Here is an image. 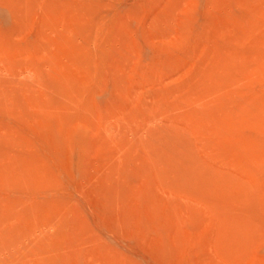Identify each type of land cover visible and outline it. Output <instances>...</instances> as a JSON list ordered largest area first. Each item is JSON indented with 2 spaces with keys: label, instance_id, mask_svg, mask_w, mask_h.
<instances>
[{
  "label": "rangeland",
  "instance_id": "374dc122",
  "mask_svg": "<svg viewBox=\"0 0 264 264\" xmlns=\"http://www.w3.org/2000/svg\"><path fill=\"white\" fill-rule=\"evenodd\" d=\"M0 7V264H264V0Z\"/></svg>",
  "mask_w": 264,
  "mask_h": 264
},
{
  "label": "bare ground",
  "instance_id": "6f19581e",
  "mask_svg": "<svg viewBox=\"0 0 264 264\" xmlns=\"http://www.w3.org/2000/svg\"><path fill=\"white\" fill-rule=\"evenodd\" d=\"M6 2H7V0H6ZM12 2V1H11ZM11 2H10V4H11ZM14 3H17V2H14L13 1V3L11 4V5H13V6H9V2L8 3H6L7 5V8H8V6L10 7V9H8V10H10V11H13V12H9L10 13V15H12L13 16V14L12 13H14V8H16L15 10H18V11H20L21 9H19V8H23L24 9V7L26 8V6L25 5H27V8H28V2L26 3V1L25 2H23L22 4H25V5H23V6H21V5H19L18 7V9H17V7L16 6H14ZM20 3H21V1H20ZM2 5H3V7H5L4 5H5V1H4V3L2 2L1 3ZM19 3H17L16 5H18ZM21 6V7H20ZM2 7V6H1ZM0 7V8H1ZM11 8H13V9H11ZM4 9V8H3ZM23 9H22V11H23ZM29 9H31V8H29ZM27 10V9H26ZM2 11H7V10H0V12H2ZM18 11H16L17 13H18ZM25 11V10H24ZM30 11V10H29ZM16 12L14 13L15 14V17L16 16H18V15H20L21 13H19V14H17L16 15ZM48 12V11H47ZM51 12V11H50ZM8 13V14H9ZM24 13V12H23ZM25 14H26V12H25ZM27 16L28 15H30V12H28V14H26ZM26 15H24V16H26ZM43 15V14H42ZM11 16V17H12ZM22 16H23V14H22ZM22 16H21V18H22ZM63 16V15H62ZM19 17V16H18ZM18 17L17 18H14V17H12V19H16L17 21H18ZM64 17V16H63ZM20 18V17H19ZM20 18V19H21ZM43 17H41V19H42ZM19 19V20H20ZM16 20H15V22H16ZM22 22V21H21ZM14 23V22H13ZM16 23H18V22H16ZM57 25V24H56ZM54 26V25H53ZM17 27V26H16ZM17 29V28H16ZM15 29V30H16ZM11 30H13V29H11ZM11 32V31H10ZM12 33V32H11ZM9 37V36H8ZM3 42V41H2ZM17 46V45H16ZM103 48H104V46H103ZM107 48V47H106ZM11 49V48H10ZM17 49V48H16ZM99 50H102V49H99ZM104 50V49H103ZM95 51H97V50H95ZM108 51V50H107ZM15 52V51H14ZM21 52V51H20ZM99 52H102V51H99ZM105 52V51H104ZM0 53H1V51H0ZM76 53H77V51H76ZM98 53V52H97ZM108 54H109V52H107ZM106 53V54H107ZM35 54V53H34ZM94 54V53H93ZM101 54V53H100ZM104 54V53H103ZM102 54V55H103ZM17 55H19L18 53H17ZM21 55H23V54H21ZM96 55V54H95ZM94 55V56H95ZM105 55V54H104ZM80 56V55H79ZM15 57V56H14ZM17 57V56H16ZM25 57V56H24ZM76 57H78V56H76ZM81 57V56H80ZM96 57H98V59H99V55L98 56H96ZM107 57V56H106ZM109 57H110V54H109ZM18 58V57H17ZM25 58H31V57H25ZM33 58V57H32ZM31 58V59H32ZM82 58V57H81ZM20 59V58H19ZM27 59H25L26 61H27ZM35 59V58H34ZM76 59H78V58H76ZM75 59V60H76ZM101 59V58H100ZM24 59L22 58V61H23ZM36 61H38V59L36 58L35 59ZM103 60V62H104V60H106L104 63L105 64H107V59H105V56H104V59H102ZM109 60H111L110 58H109ZM19 61V60H18ZM21 61V60H20ZM21 61V62H22ZM32 61V60H31ZM77 61H81V59L79 58ZM75 62V61H74ZM102 62V63H103ZM28 62H26V65H28L27 64ZM33 63V62H32ZM78 63H80V62H78ZM108 63H109V61H108ZM83 64V63H82ZM104 65V64H103ZM109 65V64H108ZM27 69H28V67H27ZM99 69V68H98ZM10 72V71H9ZM18 99H19V97H18ZM33 99H34V96H33ZM37 100V99H36ZM35 100V101H36ZM37 104H39V100H37V102H36ZM20 104V103H19ZM21 106V105H20ZM42 106V105H41ZM106 106H109L108 105V103L106 104ZM30 107V106H29ZM32 107V106H31ZM35 108V107H34ZM31 109H33V108H31ZM36 109V108H35ZM38 109V108H37ZM30 117V116H29ZM30 119H32V118H30ZM37 121H38V119H36ZM33 124V123H32ZM36 124H38V123H36ZM39 125V124H38ZM18 126V125H17ZM35 127V126H34ZM18 128V127H17ZM34 129V128H33ZM19 130H21V129H19ZM28 131V130H27ZM20 133H21V131H19ZM19 133V134H20ZM42 133V132H41ZM43 135V134H42ZM43 142H45L44 140H43ZM22 143V142H21ZM19 144V143H18ZM21 147V146H20ZM17 149V148H16ZM15 153V152H14ZM31 153V152H30ZM20 154V153H19ZM32 155V154H31ZM27 156V155H26ZM19 157V156H18ZM20 157H22V156H20ZM23 158V157H22ZM24 158H25V156H24ZM8 159V158H7ZM11 159V158H10ZM20 160V159H19ZM28 161V160H27ZM6 162V161H5ZM16 164H18L17 162H15ZM187 164V163H186ZM23 166V168L25 167V164L24 165H22ZM27 166V165H26ZM16 168H18V167H16ZM19 168H21V167H19ZM24 169H26V167L24 168ZM17 170V169H16ZM30 172V171H29ZM16 173H18L17 171H16ZM25 173V172H24ZM28 173V172H27ZM167 173H170L171 175H170V179H169V183H171V186H174L175 187V189L176 190H178V191H186L187 189H189L188 188V186L190 187V189H191V187H192V185H193V181H194V179H192V175H191V172H190V170H189V167L186 165V166H184V164H178V166H177V168H176V170L175 171H172V170H170V169H167V170H164V171H162V170H158L157 171V175H158V177H156L157 179L159 178V179H165L166 177H167V175H165V174H167ZM22 175V174H21ZM18 176H19V174H18ZM30 177V176H29ZM25 179V178H24ZM23 180V179H22ZM26 180H28V179H26ZM34 180V179H33ZM101 180V179H100ZM32 181V180H31ZM18 182H20V181H16L15 183H18ZM33 182V181H32ZM36 182L34 181V185H36L35 184ZM43 183V182H42ZM31 184V183H30ZM45 184V183H44ZM43 184V185H44ZM165 184V183H164ZM28 185V184H27ZM38 185H39V183H38ZM170 185V184H169ZM21 187V186H20ZM19 186H18V189L20 188ZM25 188V185L24 186H22V188ZM35 187H37L38 189H40V187L39 186H35ZM47 186H44V188H43V186H42V188H43V190L44 191H46L47 190V188H46ZM166 186H164V188H165ZM8 187H6V189H7ZM31 188H32V186H31ZM171 188V187H170ZM5 189V190H6ZM166 189V188H165ZM3 191H4V187H3V189H2ZM9 190V189H8ZM8 190H6V191H8ZM20 190V189H19ZM22 190V189H21ZM20 190V191H21ZM27 190H28V188H27ZM34 190V189H33ZM36 190V189H35ZM167 190H169V188H167ZM172 190V189H171ZM5 191V192H6ZM15 191V190H14ZM14 191H13V193H14ZM30 191V190H29ZM40 191L42 192V194H43V191L40 189ZM39 191V192H40ZM173 191V190H172ZM187 191H189V190H187ZM10 192V191H9ZM11 192H12V189H11ZM36 192H37V190H36ZM176 192V191H175ZM19 193V192H18ZM17 193V194H18ZM30 193H32V192H30ZM46 193V192H45ZM45 193H44V196H46L45 195ZM20 194L22 195L21 196V198L23 197V199H24V196H23V194L20 192ZM49 194V193H48ZM30 195H33V194H30ZM39 195V194H38ZM15 196V195H14ZM21 198H19L20 200H22ZM35 198H37L38 199V197H36V195H35V197H34V199ZM40 199H42L41 197H39ZM3 199V198H2ZM27 199V198H26ZM33 199V200H34ZM40 199H39V201H40ZM45 199H47V198H45ZM20 200H18V202L19 203H21V205H22V208H24V207H26V208H32V207H34V205H31V204H28V201L27 200H25V201H20ZM1 201V200H0ZM7 201V200H6ZM11 201V200H10ZM29 201H30V198H29ZM4 202H5V200H4ZM16 202V201H15ZM31 202H32V200H31ZM35 202V201H34ZM38 203H41V202H38ZM4 204V203H3ZM5 204H6V202H5ZM6 206V205H5ZM24 206V207H23ZM40 206V205H39ZM1 207L2 206H0V209H1ZM21 207V206H20ZM41 207V206H40ZM22 210V209H21ZM33 211V210H32ZM13 229V228H12ZM20 234V233H19ZM9 236V235H8ZM7 237V236H6ZM1 239V238H0ZM7 240H8V238H7ZM13 247V246H12ZM2 254V253H1ZM25 255V254H24ZM26 259V258H25ZM9 260V259H8ZM11 260V259H10ZM7 262V261H6Z\"/></svg>",
  "mask_w": 264,
  "mask_h": 264
}]
</instances>
